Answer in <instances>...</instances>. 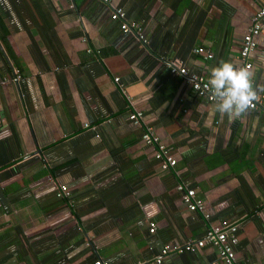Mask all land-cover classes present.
Instances as JSON below:
<instances>
[{
  "label": "crops",
  "instance_id": "1",
  "mask_svg": "<svg viewBox=\"0 0 264 264\" xmlns=\"http://www.w3.org/2000/svg\"><path fill=\"white\" fill-rule=\"evenodd\" d=\"M109 2L146 42L102 0H0V264H146L222 222L236 225L234 264H264V118L213 114L166 70L177 59L208 79L220 60L238 67L264 0ZM252 57L264 101V27ZM147 128L171 169L141 140ZM177 184L203 212L188 211ZM160 264L223 261L204 244Z\"/></svg>",
  "mask_w": 264,
  "mask_h": 264
},
{
  "label": "built area",
  "instance_id": "2",
  "mask_svg": "<svg viewBox=\"0 0 264 264\" xmlns=\"http://www.w3.org/2000/svg\"><path fill=\"white\" fill-rule=\"evenodd\" d=\"M107 3L108 16L112 21L118 23L119 30L124 34H129L140 42H146L139 27L132 22H127L124 19L123 11L112 5L108 0H102ZM264 27V5L261 6L250 19V24L247 27L245 33L241 37L240 46L237 55L238 68L246 67L250 71L252 69L253 57L252 54L255 51L257 39L261 30ZM194 53L199 54L203 59H210L211 53L209 50H205L202 47L194 49ZM166 70L170 75H176L180 77L181 81L188 85L189 89L198 97L208 102H213L209 89L206 88L207 78L203 75L190 72L188 69L177 59H173L166 64ZM116 82V79H114ZM250 111L257 113V115L264 118V101L262 96L257 93V99L254 101ZM141 113L136 110L130 111L127 119L136 123L140 120ZM141 140L147 145L155 147L154 158L159 162L161 170L165 171L171 169L175 165V161L169 154V150L158 143V138L154 135L153 131L149 128L141 135ZM175 189L182 192L181 201L190 212H203V204L195 197L192 190H185L181 184H177ZM66 195V188L59 187L58 197ZM148 232H153V225L149 224ZM236 225L221 223L218 227H208L205 230L202 240L197 241L195 244L188 242L182 248L167 247L164 246L153 259L146 264H160L163 258L167 257L170 252L182 253L189 251L194 245L201 247L204 244H210L219 251L223 264H234V254L232 246L236 243L235 237ZM94 264H103L100 260H96Z\"/></svg>",
  "mask_w": 264,
  "mask_h": 264
},
{
  "label": "clouds",
  "instance_id": "3",
  "mask_svg": "<svg viewBox=\"0 0 264 264\" xmlns=\"http://www.w3.org/2000/svg\"><path fill=\"white\" fill-rule=\"evenodd\" d=\"M213 101L212 113L229 118L246 115L257 99L252 73L246 67H236L233 63L220 60L209 69L206 82Z\"/></svg>",
  "mask_w": 264,
  "mask_h": 264
},
{
  "label": "bare ground",
  "instance_id": "4",
  "mask_svg": "<svg viewBox=\"0 0 264 264\" xmlns=\"http://www.w3.org/2000/svg\"><path fill=\"white\" fill-rule=\"evenodd\" d=\"M236 235V234H235Z\"/></svg>",
  "mask_w": 264,
  "mask_h": 264
}]
</instances>
